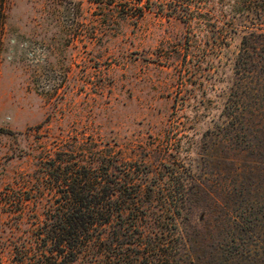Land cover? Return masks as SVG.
Segmentation results:
<instances>
[{
    "label": "rangeland",
    "instance_id": "rangeland-1",
    "mask_svg": "<svg viewBox=\"0 0 264 264\" xmlns=\"http://www.w3.org/2000/svg\"><path fill=\"white\" fill-rule=\"evenodd\" d=\"M201 31L92 0H0V264L41 212L23 198L46 167L102 147L125 167L195 170L194 234L211 228L197 264H264V61L239 72L240 36Z\"/></svg>",
    "mask_w": 264,
    "mask_h": 264
},
{
    "label": "trees",
    "instance_id": "trees-1",
    "mask_svg": "<svg viewBox=\"0 0 264 264\" xmlns=\"http://www.w3.org/2000/svg\"><path fill=\"white\" fill-rule=\"evenodd\" d=\"M92 1L123 18L152 11L200 26V36L214 41L238 34L234 66L246 74L262 68L264 0ZM109 151L102 147L98 159L81 167L71 165V160L65 167H46V183L23 198L41 212L18 221L24 235L8 251L9 264H197L199 244L211 228L199 223L200 238L194 234L193 195L206 192L194 183L195 170L172 167L169 159L158 170L125 167ZM44 190L50 199L44 198ZM229 240L237 237L232 234Z\"/></svg>",
    "mask_w": 264,
    "mask_h": 264
}]
</instances>
